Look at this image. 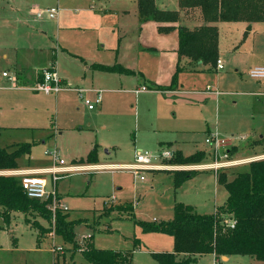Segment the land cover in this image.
Listing matches in <instances>:
<instances>
[{"label": "rangeland", "instance_id": "1", "mask_svg": "<svg viewBox=\"0 0 264 264\" xmlns=\"http://www.w3.org/2000/svg\"><path fill=\"white\" fill-rule=\"evenodd\" d=\"M135 5V0H0V72L7 68L18 77L17 87L0 90V147L30 144L29 153L16 159L19 168L50 167L54 152L76 167L59 173L52 183L49 174L43 177L56 202L67 207L61 209L66 220L77 222L73 231L79 247L90 239L98 248L132 251L133 263L159 264L151 253L171 251L172 236L144 230L141 223L171 219L176 202L209 214L227 196L208 167L196 168L197 173L176 187L173 170L184 167L174 166L193 164L168 163L175 150L182 156L204 152L206 157L196 165L210 164L214 144L205 139L215 134L228 142L218 153L228 150L229 160L264 157V140L260 141L264 96L253 95L264 85L247 75L249 67L264 66V21L217 22L223 69L206 65L203 70L180 72L172 85L179 90L162 94L151 87L155 82L171 85L173 55L156 54L162 36L146 33L138 38ZM155 5L176 9L177 0H155ZM50 7L58 8L57 18L31 13ZM122 9L128 15H122ZM163 43L169 47L170 39ZM46 52L53 54L51 60ZM52 62L58 76L67 79V88L57 95L29 89L36 70L51 67ZM93 64L118 65L132 72L105 71ZM4 81L0 77V84L9 86ZM138 85L146 91L135 94L132 90ZM75 87L103 90L101 102L88 109L83 97L92 99L94 93L86 90L80 95ZM137 149L149 152L151 162L169 168L136 175L128 165ZM164 149L172 154L158 159ZM92 150L94 163L86 160ZM247 168L245 162L218 170L226 169L231 177ZM105 204L120 208L104 212ZM53 229L54 223L39 216H28L26 222L19 211H12L7 220L0 215V264H86L79 247L51 235ZM195 264L264 262L249 255L222 260L205 253Z\"/></svg>", "mask_w": 264, "mask_h": 264}, {"label": "trees", "instance_id": "2", "mask_svg": "<svg viewBox=\"0 0 264 264\" xmlns=\"http://www.w3.org/2000/svg\"><path fill=\"white\" fill-rule=\"evenodd\" d=\"M137 14L140 22L153 21L159 33L176 30L177 56L175 72L171 86L181 71L180 58L185 57L190 67L208 65L215 67L218 59L217 22L221 21H264V0H178L177 10L160 9L155 0H136ZM190 11L200 20L194 27L179 24L180 12ZM92 67L105 71L131 70L118 65L93 64ZM264 135L260 136V141ZM170 145V143H167ZM30 144H13L11 149L0 147V171L17 169L16 159L22 153H29ZM204 152L197 151L182 156L175 150L167 161L171 164H197L204 160ZM87 162L94 163L92 150L86 156ZM248 168L237 171L231 177L226 169L218 170L217 182L222 185L227 196L225 201L209 214L198 213L191 205L176 202L172 209V218L158 224L141 223L144 230L158 231L172 236L171 251L151 253L159 264H195L197 256L205 253L215 258L229 255H249L264 262V157L247 162ZM198 170H173L174 183H181L197 173ZM20 175L0 173V215L7 220L12 211L28 216H39L51 222L48 201L26 196L21 188ZM120 206L104 205V212ZM126 209H132L126 205ZM59 208L55 211V234L65 242L77 248L73 227L75 220H66ZM233 220V226L228 222ZM31 227L39 228L38 224ZM41 236L37 234V240ZM86 264H136L131 261V252L95 247L90 239L78 248Z\"/></svg>", "mask_w": 264, "mask_h": 264}, {"label": "built area", "instance_id": "3", "mask_svg": "<svg viewBox=\"0 0 264 264\" xmlns=\"http://www.w3.org/2000/svg\"><path fill=\"white\" fill-rule=\"evenodd\" d=\"M33 11L32 13L37 17H39L42 14V12H46L49 18H56L59 10L57 7H50L44 10L35 8L33 9ZM216 67L218 69L223 68V64L221 60L219 59L217 60ZM0 75L6 80L7 83H9L8 87H17L14 81L17 78L15 77L14 74H10L8 71H2ZM247 75L250 78L256 80L257 82H263V85H264V66L249 67L247 70ZM2 87L3 86L0 85V88ZM66 88L67 86L62 83V80L58 76L53 66L43 68L40 73V79L36 81L33 85L29 86V89L33 91H41L44 93H57ZM146 89L147 87L140 86L139 88H136L134 92L137 93L140 91H145ZM74 90L77 91L80 95L83 92H86V90H88V92L94 93V97L92 99L89 97H83V103L90 110L94 109L96 105L101 102V99H102L101 89H82V88L76 89L74 88ZM253 94L257 97H263L264 96V86H263V89H260L259 91H256ZM205 142L214 144L213 161L210 162V164H206L202 166L193 164L190 166H174V167H177L176 169L184 167V169H193V170H195L196 168L208 167V169L210 168L213 169L216 175L218 172V169L220 168L249 162L251 161V159L252 160L257 159V158L251 157V158L229 160L228 150L222 153L221 155H219L218 148L228 145V142L223 139H218L215 134H212L208 138H206ZM171 154H172L171 151L164 149L159 153L158 159L160 157H169ZM53 155H54V161L50 165V167H47V168L31 170L30 172H20V171H15V170L0 171V173L20 175L21 176L20 178L21 188L27 197L41 200V201L47 200L48 208L51 211V222L52 223H54L55 211L59 208L66 210L67 207L65 205H62L56 202L55 196H54V190L47 188L48 181L43 177V174H49L50 183H52L58 178L59 173L68 172V171H72L76 169L74 165L65 164L64 161L58 157L56 152H54ZM151 157L152 155L149 152L147 151L142 152L140 150H137L136 155L134 157V162L128 165V169L134 170L136 172V175H138V172L143 171V170H152V169L156 170V169H160L163 167L169 168V166L151 162ZM96 167H97L96 165L93 166V168H96ZM139 178L142 179L143 176L139 175ZM50 197H53V198H50ZM228 224L230 226H233L234 224L233 220H230ZM53 233L55 234L54 229H53V232L50 234L53 235ZM60 249H61V246L54 248V251L60 250Z\"/></svg>", "mask_w": 264, "mask_h": 264}, {"label": "crops", "instance_id": "4", "mask_svg": "<svg viewBox=\"0 0 264 264\" xmlns=\"http://www.w3.org/2000/svg\"><path fill=\"white\" fill-rule=\"evenodd\" d=\"M136 1V0H135ZM156 6V5H155ZM157 7V6H156ZM157 8H159V7H157ZM179 7H178V0H177V8L175 9H173V8H171V9H169V8H160V9H168V10H177ZM35 9V8H34ZM132 10H133V12L135 11V13H136V15L138 16V14H137V7H136V5H135V8H132ZM32 11H33V9H32ZM122 11V15H128V10H126V9H122L121 10ZM32 13V12H31ZM58 14H59V11H58ZM58 16V15H57ZM57 18V17H56ZM178 23L179 24H183V25H186V26H189V27H194V26H196V25H198L199 23H200V20L195 16V14L193 13V12H190V11H181L180 12V18H179V21H178ZM157 26H156V23H154L153 21H144V22H140L139 21V18H138V22H137V25H136V29L138 30V38L139 37H141V38H143L144 36H146V33L147 34H151V35H153L155 38L156 37H161L162 36V38H164V39H166V38H169L170 39V43H169V47H166V45L163 43V40L164 39H162V42H161V44H159L156 48H158L159 49V51H156V54L158 55V56H164V58H166V56H165V54L168 52V51H171L172 52V54L171 55H173L172 56V58L174 59V61H173V63H172V65H170L169 66V68H170V72L172 73V72H174L175 71V69H176V64H177V62L179 61V59H178V56H177V52H176V49H177V33H176V30H173V31H170V32H168V33H159L158 31H157V28H156ZM218 29V28H217ZM152 42V41H151ZM151 42H149V44L151 45ZM144 43H147V42H144ZM14 48V47H13ZM14 50H15V48H14ZM154 50H155V48H154ZM169 53V52H168ZM53 55V54H52ZM52 55H51V53H47L46 52V56H47V58L46 59H48V60H51V57H52ZM2 57L3 58H6V54L5 53H3L2 54ZM161 61H163L162 59H160ZM180 66H181V71L180 72H183V71H198V70H203L204 68H205V66L206 65H199V66H197V67H190L189 66V63H188V60H187V58H185V57H181L180 58ZM53 62H52V66H53ZM15 66H16V64H14ZM163 67H164V64H163ZM17 68H18V70L20 71V72H22L23 73V68H21V65L20 64H17ZM43 68H46V66H41V67H39V69H37L36 70V72L34 73V75H33V79H34V83L36 82V81H38L39 79H40V73H41V70L43 69ZM214 68H217L216 66L214 67ZM218 69V68H217ZM221 69H223V68H221ZM2 71H8L9 72V70H7V68L6 69H3V70H1V72ZM1 72H0V74H1ZM179 72V73H180ZM173 74V73H172ZM172 76V75H171ZM0 77H1V75H0ZM15 77H16V75H15ZM3 77H1V79H2ZM16 78H18V77H16ZM4 79V78H3ZM60 79L62 80V83L64 84V85H68L67 84V79H65V78H63V77H60ZM5 80V79H4ZM257 82V81H256ZM4 83H7L6 82V80L4 81ZM259 83V82H258ZM261 83V82H260ZM153 84H156L155 86L153 85V87H151V88H153L155 91H158V92H160V93H162V94H166V93H174V92H177L178 90H179V87L177 88V90H175V89H173L174 87H172L171 85H169L168 84V82H162V83H159V82H155V83H153ZM1 85V84H0ZM1 86H3L2 88H0V90L1 89H3V88H7L6 87V84H2ZM140 86H142V85H140ZM139 85L138 86H136L132 91L134 92V90L136 89V88H139L140 87ZM75 88H79V87H75ZM90 89H94V88H90ZM146 91V90H145ZM257 91H259V90H257ZM59 92H62V90L61 91H59ZM59 92H57V93H45V94H55V95H57ZM102 92H103V90H102ZM141 92H144V91H140V92H137V93H141ZM254 92V91H253ZM135 93V92H134ZM137 93H135V94H137ZM254 95V94H253ZM165 147H168V146H165ZM137 150H139V149H137ZM260 155V154H259ZM263 155V154H262ZM264 156V155H263ZM263 156H261V157H263ZM82 157V156H81ZM254 157V156H253ZM258 158V157H257ZM17 169H28V170H38V169H30V168H19V167H17ZM16 170V169H15ZM222 260H227L228 259V257L227 256H225V257H223V256H221L220 257Z\"/></svg>", "mask_w": 264, "mask_h": 264}, {"label": "water", "instance_id": "5", "mask_svg": "<svg viewBox=\"0 0 264 264\" xmlns=\"http://www.w3.org/2000/svg\"><path fill=\"white\" fill-rule=\"evenodd\" d=\"M248 28H250V27H248ZM223 257H225V256H223Z\"/></svg>", "mask_w": 264, "mask_h": 264}]
</instances>
